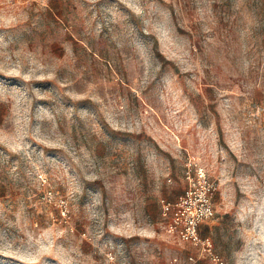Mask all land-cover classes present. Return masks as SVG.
Wrapping results in <instances>:
<instances>
[{
	"label": "rangeland",
	"instance_id": "obj_1",
	"mask_svg": "<svg viewBox=\"0 0 264 264\" xmlns=\"http://www.w3.org/2000/svg\"><path fill=\"white\" fill-rule=\"evenodd\" d=\"M195 165L264 264V0H0V264H216L162 212Z\"/></svg>",
	"mask_w": 264,
	"mask_h": 264
},
{
	"label": "built area",
	"instance_id": "obj_2",
	"mask_svg": "<svg viewBox=\"0 0 264 264\" xmlns=\"http://www.w3.org/2000/svg\"><path fill=\"white\" fill-rule=\"evenodd\" d=\"M191 164V163H190ZM188 185L177 201L161 200L162 212L168 217L170 231L181 241L201 244L216 264H224L215 255L209 238H203L201 225L215 215L214 195L216 185L207 176L204 167L195 165L187 174ZM190 260H194L190 257Z\"/></svg>",
	"mask_w": 264,
	"mask_h": 264
}]
</instances>
